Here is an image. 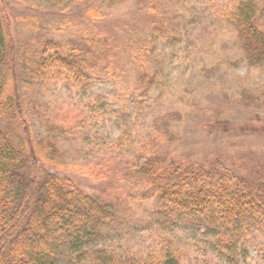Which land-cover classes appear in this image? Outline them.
Instances as JSON below:
<instances>
[{"label": "rangeland", "instance_id": "374dc122", "mask_svg": "<svg viewBox=\"0 0 264 264\" xmlns=\"http://www.w3.org/2000/svg\"><path fill=\"white\" fill-rule=\"evenodd\" d=\"M226 2L4 1L32 138L51 137L62 154L58 175L110 210L111 220L85 231L99 243L152 246L158 193L126 169L150 153L205 168L218 160L252 182L250 172L264 174V131L248 129H264V63L249 60L233 26L213 12ZM57 59L70 66L68 80L36 76V66ZM216 121L231 125L206 129ZM9 135L19 139L15 124ZM94 164L106 173L92 174ZM176 225L183 264H264V228L229 258L210 253L216 231L195 215Z\"/></svg>", "mask_w": 264, "mask_h": 264}, {"label": "trees", "instance_id": "16d2710c", "mask_svg": "<svg viewBox=\"0 0 264 264\" xmlns=\"http://www.w3.org/2000/svg\"><path fill=\"white\" fill-rule=\"evenodd\" d=\"M4 1L0 0V264H183L186 251L174 232L180 219L191 215L216 231L210 249L215 257L231 258L242 251L245 239L264 228V174L250 172L252 182L230 174L218 160L205 168L189 158H170L171 153H150L126 167L159 196L161 220L150 225L154 237L149 249L137 248L129 239L122 249H115L85 232L113 215L58 175L62 154L51 137L33 140L17 86L16 45ZM225 1L227 5L213 12L233 26L245 56L264 63V6L254 0ZM70 73V66L59 59L35 69L46 81L68 80ZM12 124L21 136L16 143L9 135ZM230 125L216 121L206 129ZM159 138L166 136L154 137ZM98 166L94 164L91 173L105 174ZM73 231L74 238H65L64 232Z\"/></svg>", "mask_w": 264, "mask_h": 264}]
</instances>
